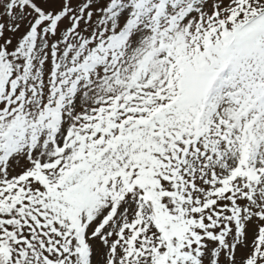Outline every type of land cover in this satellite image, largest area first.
Here are the masks:
<instances>
[{"label": "snow or ice", "instance_id": "snow-or-ice-1", "mask_svg": "<svg viewBox=\"0 0 264 264\" xmlns=\"http://www.w3.org/2000/svg\"><path fill=\"white\" fill-rule=\"evenodd\" d=\"M108 2L77 91L0 106V264H264V0Z\"/></svg>", "mask_w": 264, "mask_h": 264}, {"label": "rangeland", "instance_id": "rangeland-1", "mask_svg": "<svg viewBox=\"0 0 264 264\" xmlns=\"http://www.w3.org/2000/svg\"><path fill=\"white\" fill-rule=\"evenodd\" d=\"M63 1L40 0V3L53 16L64 7ZM69 5L70 8L73 5V11L55 25L59 32L51 34L49 28L50 34L44 37L42 30L46 28L42 26L38 32L32 15L9 11V0H0V26L5 27L0 50L8 49L11 59L14 57L19 62L20 57L15 55L17 42L26 39L27 48L26 52L25 48L23 50L24 70L16 83L18 91L16 87L5 85L6 81L0 77V106L5 102L14 104L17 99L22 101L24 94L34 105L48 104L77 91V78L83 73L86 58L91 59L88 50L95 46L91 41L103 28L111 26L112 8L108 0H69ZM71 21L78 22V26L73 28ZM62 26L67 30L66 34H63ZM76 33L77 41L72 38Z\"/></svg>", "mask_w": 264, "mask_h": 264}, {"label": "trees", "instance_id": "trees-1", "mask_svg": "<svg viewBox=\"0 0 264 264\" xmlns=\"http://www.w3.org/2000/svg\"><path fill=\"white\" fill-rule=\"evenodd\" d=\"M63 27V26H62ZM59 29H55V32H59L58 31ZM63 31V34H66L67 33V30L65 27H63L61 29ZM5 35V27L4 26H0V42H1V38L2 36ZM47 35V34H45ZM6 37V36H5ZM72 38L74 40H76L78 37H77V33L72 36ZM9 41V40H8ZM11 41V40H10ZM22 42L23 40H19L17 42V50L21 47L22 45ZM7 50V51H6ZM6 50H0V76L6 71V70H10V73H12V75L10 76V80L11 82L15 79V76H16V65L18 64V62L16 60H13L11 59V57L9 56V52H8V49ZM15 55L17 56V54L15 53ZM9 86L11 85V83L9 82L8 84Z\"/></svg>", "mask_w": 264, "mask_h": 264}]
</instances>
